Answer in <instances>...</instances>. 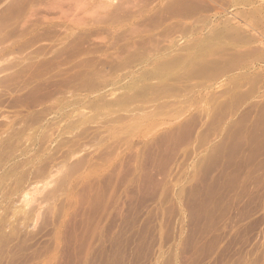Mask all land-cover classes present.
Listing matches in <instances>:
<instances>
[{
	"label": "rangeland",
	"instance_id": "obj_1",
	"mask_svg": "<svg viewBox=\"0 0 264 264\" xmlns=\"http://www.w3.org/2000/svg\"><path fill=\"white\" fill-rule=\"evenodd\" d=\"M0 264H264V0H0Z\"/></svg>",
	"mask_w": 264,
	"mask_h": 264
},
{
	"label": "bare ground",
	"instance_id": "obj_2",
	"mask_svg": "<svg viewBox=\"0 0 264 264\" xmlns=\"http://www.w3.org/2000/svg\"><path fill=\"white\" fill-rule=\"evenodd\" d=\"M185 48V47H184ZM187 48V47H186ZM181 50V49H180ZM192 50V49H191ZM179 51V50H178ZM179 58V57H178ZM177 59V58H176ZM177 61V60H176ZM175 62V61H174ZM173 62V63H174ZM163 63H165V62H163ZM174 65V64H173ZM160 66V65H159ZM165 66H166V63H165ZM156 68V67H155ZM159 69V68H158ZM165 72V71H164ZM178 79V78H177ZM164 90V89H163ZM154 91V90H153ZM159 91V90H158ZM148 92V91H147ZM169 96V95H168ZM151 100V99H150ZM153 100V99H152ZM142 101V100H141ZM147 103V102H146ZM152 108V107H151ZM160 109V108H159ZM141 111V110H140ZM157 111V110H156ZM151 112V111H150Z\"/></svg>",
	"mask_w": 264,
	"mask_h": 264
}]
</instances>
